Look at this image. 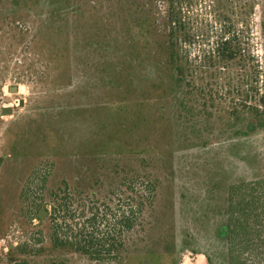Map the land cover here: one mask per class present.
<instances>
[{
	"label": "rangeland",
	"instance_id": "1",
	"mask_svg": "<svg viewBox=\"0 0 264 264\" xmlns=\"http://www.w3.org/2000/svg\"><path fill=\"white\" fill-rule=\"evenodd\" d=\"M169 7L187 19L191 60L222 27L241 42L258 104L264 0H0V264H90L54 244L83 219L63 218L62 207L96 211L87 234L138 201L128 257L109 264H227L229 187L264 181V129L229 126L227 108L242 110L240 63L230 83L227 68L196 74L215 88L212 106L199 100L185 114L177 104L154 33ZM104 201L112 213L99 225ZM253 229L246 248L232 244L242 264H264V213Z\"/></svg>",
	"mask_w": 264,
	"mask_h": 264
},
{
	"label": "trees",
	"instance_id": "2",
	"mask_svg": "<svg viewBox=\"0 0 264 264\" xmlns=\"http://www.w3.org/2000/svg\"><path fill=\"white\" fill-rule=\"evenodd\" d=\"M151 15L154 16L152 12ZM185 18L181 16L179 10L169 7L162 25L156 28L155 31L153 30L157 38L158 36L162 38V43L159 42L158 47L161 51L163 50L162 53H164L166 67L170 74L172 90L175 93V99L178 100L177 104L183 108L182 110L187 109L185 114H187L189 109H193L192 106L196 105L199 100L202 102V107L212 106L215 102V94L213 95L215 88L211 87L212 83L208 81L205 84H198L196 82V74L198 72L205 73L213 70L212 76H214L216 72L219 74L220 68L222 70L227 68L228 72L232 74L227 78V82L230 83L234 76L230 68H232V64L235 65L234 62L240 63L238 66L240 68V75L237 80L242 89L238 90L239 93L237 94L242 96L240 103L242 110L238 112L235 106L227 108L230 109L228 119L232 122L229 126H234L241 120L242 127L235 130L237 133L241 129L240 132L244 134L247 126L250 127L251 125L259 130L264 129V118L259 111V108L264 104V96L258 97V104L251 103L252 95H258L259 91L255 86L256 81L251 78L250 71L247 70V66L245 65L244 56L247 54L244 53L245 49L241 46V42L233 37V35L230 36L228 31H226V27H222L223 31L220 29L222 34L219 35V38H216L213 48L203 51L201 59L198 62L191 60L188 56V51L184 50L183 47L186 44V40L189 41L188 38L192 35V32L185 27V24H187V19L185 21ZM188 24L190 23L188 22ZM197 63H201L199 69L195 66ZM252 70V75L255 77V67ZM231 90L233 88H229L228 86V89H223V92L229 94ZM204 92H208V96L200 99L201 94ZM190 104L192 105L188 106ZM129 186L132 188L133 183H129ZM263 186L264 181H257L254 183H240L229 187L226 206L228 215L226 236V243L228 245L227 264H242L243 252L237 251L236 248L232 249V244L234 243V239H236L239 243L237 248L239 246H242L241 248L247 247V240L243 237L249 234L250 228L251 231L254 230L253 228L257 226V218H260L261 214L264 213V202H262L264 199ZM65 198L63 197V205ZM121 199L123 198H117L116 201L119 202ZM127 200L132 199H128L127 197ZM128 202L130 203V201ZM99 204L101 205V208H99L100 225L101 222H105L107 216L112 211L110 210L111 207L106 204V201L99 202ZM63 205H59V208ZM67 205L62 207L63 218L72 221L76 216H80L83 219L81 224H77V226L75 224V228L77 227L75 232L71 228L68 229L69 239H61L58 236L54 237V244L57 247L65 245L75 251L81 252L89 257L90 264H98V262L99 264H109L111 262L126 261L129 249L123 237L134 228L135 224H139L136 216L142 210V202L138 201L137 205L139 207L137 209L133 210V207H129L127 210L125 209L126 211L119 212L111 227L102 230L99 226V233L97 231L94 232L91 227V231L87 234L84 231L89 225L94 224L96 211L91 213V209L84 205H81V211H73L72 209L69 210ZM250 208L255 216L251 215V217H248ZM55 211L58 212L59 209ZM88 213L90 216H87ZM250 223L253 224L252 227ZM258 232L259 230L255 233L257 240L260 238ZM95 234L97 235V239L94 237ZM205 258L209 260V257L206 255Z\"/></svg>",
	"mask_w": 264,
	"mask_h": 264
},
{
	"label": "water",
	"instance_id": "3",
	"mask_svg": "<svg viewBox=\"0 0 264 264\" xmlns=\"http://www.w3.org/2000/svg\"><path fill=\"white\" fill-rule=\"evenodd\" d=\"M9 91H11V92L14 91V92H16V91H17V87H10V88H9ZM8 112H9V109H4V110H3V113H8ZM43 214H45V211H41V212L38 214V217H39V218H42V217H43V216H42Z\"/></svg>",
	"mask_w": 264,
	"mask_h": 264
}]
</instances>
